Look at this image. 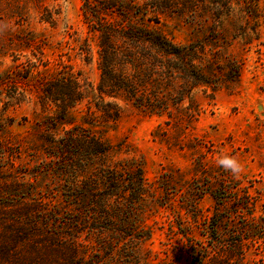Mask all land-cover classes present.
Wrapping results in <instances>:
<instances>
[{"label": "rangeland", "instance_id": "1", "mask_svg": "<svg viewBox=\"0 0 264 264\" xmlns=\"http://www.w3.org/2000/svg\"><path fill=\"white\" fill-rule=\"evenodd\" d=\"M255 2L256 17L239 6L220 21L149 12L150 25L196 47L193 69L220 83L192 88L178 74L166 89L176 99L172 113L151 114L122 97H100L99 32L86 22L83 0H0V125L23 141L6 170L33 183L36 197L59 193L46 138L54 136L46 123L57 107L44 100L43 86L73 74L86 97L56 133L65 135L64 125L85 129L111 146L107 163L143 168L149 190L139 215L151 231L139 249L145 259L192 264L189 247L206 240L205 224L215 213L227 218L220 233L227 242L244 237L248 213L264 217V0ZM117 106L120 115L109 116ZM221 151L237 157L241 174L216 164ZM245 251L249 264H264V239Z\"/></svg>", "mask_w": 264, "mask_h": 264}, {"label": "trees", "instance_id": "2", "mask_svg": "<svg viewBox=\"0 0 264 264\" xmlns=\"http://www.w3.org/2000/svg\"><path fill=\"white\" fill-rule=\"evenodd\" d=\"M256 5L255 0H83L84 18L99 32L100 97H122L142 111L171 114L176 99L166 89L178 74L192 88L214 90L220 83L193 69L196 47L173 42L150 25L147 15L167 11L194 19L204 13L220 21L239 6L256 17ZM170 96L174 101L166 100ZM85 97L73 74L54 77L43 86L44 100L57 107L56 118L46 123L54 136L46 138L48 156L57 164L50 172L60 183L59 193L44 198L34 195L33 183L6 170L13 168L14 152L21 153L23 146L0 125V264H158L139 253L151 237L139 215L149 190L143 168L107 163L111 146L85 129L64 125L65 135L56 133ZM107 114L119 116L120 107ZM248 214L240 230L244 237L232 242L220 234L227 218L212 215L205 224L206 240L189 247L191 263L249 264L245 248L264 239V217L260 222L255 213Z\"/></svg>", "mask_w": 264, "mask_h": 264}, {"label": "clouds", "instance_id": "3", "mask_svg": "<svg viewBox=\"0 0 264 264\" xmlns=\"http://www.w3.org/2000/svg\"><path fill=\"white\" fill-rule=\"evenodd\" d=\"M216 164L230 173L233 177L238 176L244 170L243 164L237 159L236 156L226 154L221 151L220 155L216 160Z\"/></svg>", "mask_w": 264, "mask_h": 264}]
</instances>
